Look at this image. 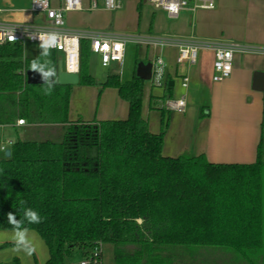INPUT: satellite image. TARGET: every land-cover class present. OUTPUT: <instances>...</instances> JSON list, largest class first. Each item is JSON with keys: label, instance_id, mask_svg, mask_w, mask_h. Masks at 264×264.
Segmentation results:
<instances>
[{"label": "trees", "instance_id": "16d2710c", "mask_svg": "<svg viewBox=\"0 0 264 264\" xmlns=\"http://www.w3.org/2000/svg\"><path fill=\"white\" fill-rule=\"evenodd\" d=\"M91 42L80 41V83L92 85ZM57 51L0 46V124H62L53 134H26L0 157V230H35L49 250L47 264H73L110 244L114 264H207L198 250L230 249L264 259V161L213 163L205 155L163 154L164 132L152 133L142 115L144 80L109 73L129 102L124 120L69 122L71 86L29 84L31 68L56 70ZM166 83L164 99L171 97ZM164 128L167 121L164 122ZM32 209L40 223H29ZM0 244V249L8 247ZM103 260V254L101 255ZM224 264V263H223Z\"/></svg>", "mask_w": 264, "mask_h": 264}, {"label": "crops", "instance_id": "0c3cea01", "mask_svg": "<svg viewBox=\"0 0 264 264\" xmlns=\"http://www.w3.org/2000/svg\"><path fill=\"white\" fill-rule=\"evenodd\" d=\"M55 1L52 2L54 6L61 2ZM90 1H83L84 9L66 13L69 30L103 32L116 37L130 34L174 35L194 39L200 43L196 63L180 66L177 64L176 47L153 49L132 42L131 47L136 50L137 65L139 61H151L155 54H163L168 67L167 82L169 81L172 86L171 97L186 95L187 98V109L184 113L170 111L164 105L167 99H164L166 86L162 87L164 88L162 94H154L152 86L149 93V108L142 109L149 130L152 133L164 132L165 156L203 154L213 163L250 164L257 161L258 147L262 143L261 157L264 161V90L253 87L255 72L264 71V0H215L214 9H184L177 18H170L164 9L154 10L149 18V14L142 7V2L147 0H126L125 8L117 11L100 7L91 10ZM2 3H10V0H0V4ZM30 5L31 2L16 7L24 10L18 15L19 18L41 26L51 24L44 14L30 13ZM166 18L174 21L166 23ZM232 43L255 46L256 49L246 52L236 50L231 75L221 82H216L213 80L215 48ZM40 48L41 46L37 44L25 43L24 55L27 58H36ZM91 56L96 57L101 64L98 54L92 53ZM57 57L59 61L62 60L63 53L57 52ZM107 67H112L113 73H118L114 66ZM89 73L95 79V84L79 82L76 85H68L71 86L69 122L127 119L129 102L121 97L116 87L102 85L112 72L108 71L106 77L100 79L90 64ZM183 74L189 76L188 87L182 85ZM53 78L50 77L51 80ZM121 80L131 79L125 80L121 77ZM154 108L159 109V112H152ZM19 119L10 125H4L0 134L5 137L7 128L22 134L21 138H25L24 134L63 133L62 124L42 126L31 125L28 122L18 124ZM165 121L167 126L164 128ZM8 139L17 140L12 137ZM3 243L12 245L16 242L8 240L0 244ZM106 245H102L103 258ZM110 249L113 254L112 246ZM1 253L3 252L0 250V264H22L15 256L4 254L2 257ZM76 258L81 259L79 255Z\"/></svg>", "mask_w": 264, "mask_h": 264}, {"label": "built area", "instance_id": "2783aa9c", "mask_svg": "<svg viewBox=\"0 0 264 264\" xmlns=\"http://www.w3.org/2000/svg\"><path fill=\"white\" fill-rule=\"evenodd\" d=\"M84 0H61L58 6L52 4V0H31L29 12L42 13L51 22L50 25H37L33 21L24 20L18 15L24 10L17 9L10 3L0 4V46L8 43L25 44L26 42L37 44L45 49H52L63 53V70L69 73H80L81 56L80 41L82 38L91 42V52L100 56L103 66H114L122 72L125 53L128 43L143 44L153 49L176 47L178 50L177 64L180 66L196 63L200 43L194 39L180 38L174 35L141 36L125 35L116 37L103 32L80 31L73 32L67 28L66 13L74 10H82ZM126 0H103L104 8L117 11L124 7ZM155 7L164 9L170 18H177L184 9H214L215 0H147ZM99 8V0H91L89 9ZM255 46H243L239 44L219 45L215 48L213 80L221 82L229 77L233 70L234 52L255 50ZM152 74L149 79L153 87H165L167 83V62L162 53L155 54L151 59ZM189 76L182 75V85L188 87ZM165 107L174 112L184 113L187 109L186 95L167 98ZM26 120L19 119L18 124H24ZM4 124H0V133ZM15 141L4 139L0 134V150L5 152ZM102 246L90 257L81 258L77 264H103L101 255Z\"/></svg>", "mask_w": 264, "mask_h": 264}, {"label": "rangeland", "instance_id": "374dc122", "mask_svg": "<svg viewBox=\"0 0 264 264\" xmlns=\"http://www.w3.org/2000/svg\"><path fill=\"white\" fill-rule=\"evenodd\" d=\"M31 0H10V5H14L15 7H21L27 4H30ZM52 2H56L55 0H52ZM3 4V3H2ZM54 5V4H53ZM125 6V2H124ZM99 7L104 8V2L103 0H99ZM142 7L144 8L145 11L149 14V18L152 15V12L154 10H161L162 8H157L154 5H152L149 1H143L142 2ZM125 8V7H124ZM173 19H165V22H173ZM149 23V21H147ZM29 42H26V45H29ZM133 44L129 43L127 46V53H126V58L124 61V66L122 72L117 71L121 77L125 80L127 79H132L135 70L137 67V62H136V50L132 49ZM26 53V50H25ZM101 62V61H100ZM91 64V68L94 69V71L98 74V78L103 79L106 77V74L108 71L113 72L112 67H103L99 61H97L96 57L91 56L90 61H89V66ZM104 75V76H102ZM152 85L150 84L149 80H145L144 82V97H143V108L146 110L149 108V93L151 91ZM153 88V87H152ZM164 88L162 87H154L152 89V92L154 94L156 93H163ZM152 112H159V109H152ZM27 123V121H26ZM26 136V134H24ZM61 134H53L54 139H59ZM4 137V136H3ZM9 137H12L14 139H18L22 137V134L16 132L12 128H7L6 129V134L5 137L8 139ZM3 155V151H0V157ZM28 233V240L30 243V246L34 249L31 254H29L27 251L24 250L23 247H21L19 250L17 249V245L12 244L8 245L9 248H3L0 249L1 256L3 257L4 254H11L18 258L22 264H47L46 259L49 258V250L44 242V240L41 238V236L32 229H27ZM15 232L14 231H1L0 230V243L5 242V241H14L15 242ZM5 244V243H3ZM110 244H107L105 247L104 251V262L103 264H114V259H113V254L110 249ZM197 254L202 256L204 260H206L207 264H264V259L261 256L258 260L255 259L254 261L248 259L247 257H244L240 255L238 252H235L230 249H207V250H198ZM14 257V258H15ZM48 260V259H47ZM79 259L76 258V260L72 261L73 263L77 264Z\"/></svg>", "mask_w": 264, "mask_h": 264}, {"label": "water", "instance_id": "95a60500", "mask_svg": "<svg viewBox=\"0 0 264 264\" xmlns=\"http://www.w3.org/2000/svg\"><path fill=\"white\" fill-rule=\"evenodd\" d=\"M152 74L151 61H139L136 70V76L142 80H149ZM56 80L61 85H76L80 82V75L78 73H69L63 70V62L59 61L56 70L36 69L31 68L26 71V79L29 84H45L49 81ZM254 89L264 90V71H257L254 74ZM6 156L11 155V149H7Z\"/></svg>", "mask_w": 264, "mask_h": 264}, {"label": "clouds", "instance_id": "9594fccd", "mask_svg": "<svg viewBox=\"0 0 264 264\" xmlns=\"http://www.w3.org/2000/svg\"><path fill=\"white\" fill-rule=\"evenodd\" d=\"M8 217V222L13 225L14 227V232H15V242L17 245V249L19 250L21 247L24 248L25 251H27L29 254L34 250L29 243L28 240V230L26 228L21 229V221H17L15 218V214L13 212H9L7 214ZM24 218L29 222V223H40L41 222V217L39 214L32 210V209H25L24 210Z\"/></svg>", "mask_w": 264, "mask_h": 264}]
</instances>
